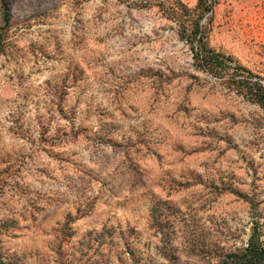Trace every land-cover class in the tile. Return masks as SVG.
Returning a JSON list of instances; mask_svg holds the SVG:
<instances>
[{"label": "rangeland", "instance_id": "obj_1", "mask_svg": "<svg viewBox=\"0 0 264 264\" xmlns=\"http://www.w3.org/2000/svg\"><path fill=\"white\" fill-rule=\"evenodd\" d=\"M2 36L1 264L264 249V0H0Z\"/></svg>", "mask_w": 264, "mask_h": 264}, {"label": "trees", "instance_id": "obj_2", "mask_svg": "<svg viewBox=\"0 0 264 264\" xmlns=\"http://www.w3.org/2000/svg\"><path fill=\"white\" fill-rule=\"evenodd\" d=\"M6 5H4L5 7ZM3 20L5 22V26L3 27L4 30L8 26L10 22V17L7 13V11L3 12ZM203 20V16L198 18V23L196 24L197 31L200 32L201 28V22ZM202 37L197 41L198 45L195 47V43L197 38L192 37L191 41L193 44V50L195 51V56L197 57V60L199 61V64L202 66V68L205 70L207 69L213 74L219 73L220 69H222L225 66V61L219 57L217 54H211L207 52L202 44ZM4 51V38L1 37L0 42V55ZM232 79H234L235 83H242L245 84V87H247V90L249 92H252L255 99L263 106L264 108V87L260 86L257 81H254L253 77H245L243 80L235 79V76H232ZM236 264H264V249L259 246V244L256 242L255 234L252 235L248 248L244 251V253L241 256H237L235 258Z\"/></svg>", "mask_w": 264, "mask_h": 264}, {"label": "water", "instance_id": "obj_3", "mask_svg": "<svg viewBox=\"0 0 264 264\" xmlns=\"http://www.w3.org/2000/svg\"><path fill=\"white\" fill-rule=\"evenodd\" d=\"M0 264H1V262H0Z\"/></svg>", "mask_w": 264, "mask_h": 264}]
</instances>
